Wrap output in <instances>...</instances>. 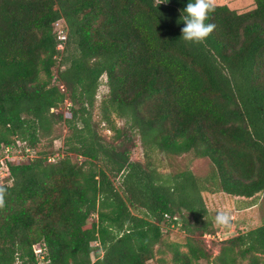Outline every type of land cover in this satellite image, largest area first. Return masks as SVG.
Here are the masks:
<instances>
[{
  "label": "trees",
  "instance_id": "trees-1",
  "mask_svg": "<svg viewBox=\"0 0 264 264\" xmlns=\"http://www.w3.org/2000/svg\"><path fill=\"white\" fill-rule=\"evenodd\" d=\"M189 2L0 0V151L34 155L7 161L0 183V264H38L34 246L40 264H167V252L169 264H264V223L214 256L203 238L217 233L205 193L264 194V0L245 13L217 5L200 45L182 40ZM137 140L146 162L132 160ZM156 151L211 171L165 175ZM174 225L185 251L165 240Z\"/></svg>",
  "mask_w": 264,
  "mask_h": 264
},
{
  "label": "rangeland",
  "instance_id": "rangeland-1",
  "mask_svg": "<svg viewBox=\"0 0 264 264\" xmlns=\"http://www.w3.org/2000/svg\"><path fill=\"white\" fill-rule=\"evenodd\" d=\"M217 5H227L229 8L237 11L238 13H245L255 8L254 0H217ZM106 76L102 78V85L98 93L97 106L99 107L103 99L108 94V88L106 85ZM118 127H123V121L113 117ZM64 133L66 129L63 128ZM103 136L106 139H110L113 133L107 128L102 131ZM63 139H58L54 143L55 150L61 149L62 152ZM59 151V150H58ZM20 151L14 150L9 153V158H6L8 154L6 152L0 153V161L4 160L3 169L0 171V183L5 179L6 164L5 161L13 160L16 163L27 162L28 157L21 156ZM145 150L139 140L136 142V146L132 150V160L139 162H146ZM152 162L156 168L163 174H177L183 171L191 170L198 177H206L210 171V163L207 159H195L192 155H183L180 157L168 156L160 152L150 153ZM34 158V157H33ZM10 159V160H9ZM32 159V158H31ZM75 160V158H73ZM117 186L120 185L118 181ZM205 201L209 209V217L213 221L214 227L217 229L215 235H205L204 243L210 254L213 256L219 252L220 244L232 237H235L240 232H247L261 226L264 223V194H261L254 203H241L230 199L222 193H205ZM139 214V212L135 211ZM219 216L233 221L231 225L225 224L219 220ZM95 218L90 220L93 222ZM165 240L169 244H178L183 251L186 243V235L180 229V227L174 225L169 227L165 232ZM96 246V243H93ZM161 256L158 254L155 259L150 261L149 264H158V259ZM93 260H95V254H92ZM167 264L171 260V253L167 252L165 255ZM200 264H207L206 261H201Z\"/></svg>",
  "mask_w": 264,
  "mask_h": 264
},
{
  "label": "clouds",
  "instance_id": "clouds-1",
  "mask_svg": "<svg viewBox=\"0 0 264 264\" xmlns=\"http://www.w3.org/2000/svg\"><path fill=\"white\" fill-rule=\"evenodd\" d=\"M216 8L217 0H191L182 16L185 24L182 28V40L188 44H205L216 27L215 24L206 21L210 20ZM6 195V189L0 187V210L6 206Z\"/></svg>",
  "mask_w": 264,
  "mask_h": 264
},
{
  "label": "built area",
  "instance_id": "built-area-1",
  "mask_svg": "<svg viewBox=\"0 0 264 264\" xmlns=\"http://www.w3.org/2000/svg\"><path fill=\"white\" fill-rule=\"evenodd\" d=\"M54 29H55V33H56V36H57V40L59 41L58 49L59 50H63L64 46H65V41L67 40V31H66L65 22L63 20L58 21L55 24ZM19 146L20 147H18V148H14L12 146L3 147V149L0 151V153L6 152L8 154V156L6 158H9V153H11L14 150H16V151H20L19 154H21V156L23 157L24 155L21 152V148L24 145L19 144ZM26 152L29 153V155L27 157H31V158L34 157L33 153L30 150V148H27ZM5 164H6V169H4V170H5V175L7 177L9 175V168H8V165H7V161H5ZM3 165H4V160H1L0 161V171L3 169ZM33 250H34L35 256L39 260L38 264H40L44 260V256H45L44 251L45 250L43 248H41L40 246H34ZM15 264H23V263L20 260H17Z\"/></svg>",
  "mask_w": 264,
  "mask_h": 264
},
{
  "label": "water",
  "instance_id": "water-1",
  "mask_svg": "<svg viewBox=\"0 0 264 264\" xmlns=\"http://www.w3.org/2000/svg\"><path fill=\"white\" fill-rule=\"evenodd\" d=\"M221 218H222V219H221ZM219 220H220L221 222L225 223V224H228V225H231V224L233 223L232 220H230V219H226V218H224V217H222V216H219Z\"/></svg>",
  "mask_w": 264,
  "mask_h": 264
}]
</instances>
